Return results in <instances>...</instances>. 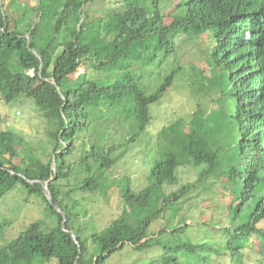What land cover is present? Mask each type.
Instances as JSON below:
<instances>
[{"label":"trees","instance_id":"1","mask_svg":"<svg viewBox=\"0 0 264 264\" xmlns=\"http://www.w3.org/2000/svg\"><path fill=\"white\" fill-rule=\"evenodd\" d=\"M106 1L0 0V97L33 100L53 146L43 161L3 128L0 113V199L21 187L46 205V219L8 243L9 264H105L126 246L151 250L152 264H215L223 257L210 260L216 235L204 244L160 241L168 229L185 234L184 207L207 185L232 194L230 234L258 237L264 264V0H116L113 12ZM184 34L204 46L199 85L220 108L164 128L146 188L122 178L120 217L95 230L87 198L107 195V174L150 126L152 106L182 71L170 60ZM116 126L130 139L107 144ZM186 169L195 181L181 182ZM240 248L233 264H242Z\"/></svg>","mask_w":264,"mask_h":264},{"label":"rangeland","instance_id":"2","mask_svg":"<svg viewBox=\"0 0 264 264\" xmlns=\"http://www.w3.org/2000/svg\"><path fill=\"white\" fill-rule=\"evenodd\" d=\"M119 6L120 4L116 0H108L103 7L113 12ZM175 43L177 54L175 59L172 58L174 60L170 61L176 66H182L181 73L176 76L173 86L162 101L152 106V121L148 129L130 145L126 156L107 174L109 179L107 195H87L86 205L90 210L95 230H103L113 220L120 217L123 205L119 187L122 178L129 177L132 187L136 191L146 188L150 168L153 161L160 155L159 151L162 148L159 147L162 142L160 138L164 128L173 122H178L180 118L189 121L190 115L195 111H210L220 108L214 94L205 95L199 85L202 81L201 78L207 74V68L204 65L205 59H202L204 46L201 45V41L184 34L176 38ZM201 72L203 76H201ZM192 86H196L195 95L188 89ZM0 113L4 117V129L23 138L28 148L32 149L35 155L43 161L49 159L53 149L49 137V126L33 100L22 97L19 101L7 104L0 97ZM109 133L110 140L107 144L130 139V130L119 126L111 128ZM204 147L209 148V145L205 146L204 144ZM187 170L180 171L181 182L195 181V174ZM218 187L219 185L200 187L193 194L194 197H197L184 207L183 214L187 216L185 234L170 233L171 229H168L167 235L160 237V241L177 244L186 240L193 242L196 237V244H204L212 242L216 235L218 240L210 260L215 259L216 256L223 257H220L215 264H233L232 260L239 254L236 249L240 247L239 250L243 255L242 264H258V252L262 250L263 243L259 242L258 237L250 240L239 239V236L232 237L230 234L232 231L229 229H232L235 224L227 215V206L231 203L233 196L230 192L221 195V189ZM174 190L176 188H173L172 191ZM45 213V203L35 195H27V191L21 187L12 190L0 199V228H2L0 231V264H9L8 243L17 238L33 222L46 219ZM178 222L176 220L174 225ZM162 225L163 220H157L151 231L158 233L162 229ZM259 227L264 229V221L259 224ZM199 253L201 252L198 251ZM151 257V250L140 252L126 246L113 254L105 264H152Z\"/></svg>","mask_w":264,"mask_h":264},{"label":"water","instance_id":"3","mask_svg":"<svg viewBox=\"0 0 264 264\" xmlns=\"http://www.w3.org/2000/svg\"><path fill=\"white\" fill-rule=\"evenodd\" d=\"M52 83H53V84H56L54 81H53ZM55 159H56V156H54V163H53V167H54V169H55V162H56ZM48 184H49L48 182L43 183V191H44V194H45L47 200L49 201L50 205H51L54 209H56V211H58V212L61 213V210L56 206V204H55V202H54V200H53V198H52V196H51V193H50L49 188H48ZM63 215H64V214H63ZM64 216H65V215H64ZM65 221H66V217H65ZM72 236H73V240L75 241V243L78 244L77 237L75 236L74 233H72ZM78 245H79V244H78ZM79 247H80V245H79Z\"/></svg>","mask_w":264,"mask_h":264},{"label":"clouds","instance_id":"4","mask_svg":"<svg viewBox=\"0 0 264 264\" xmlns=\"http://www.w3.org/2000/svg\"><path fill=\"white\" fill-rule=\"evenodd\" d=\"M203 36H204V35H203ZM207 37H208V36L205 34V41H206V42H207V39H208ZM207 43H208V42H207Z\"/></svg>","mask_w":264,"mask_h":264}]
</instances>
